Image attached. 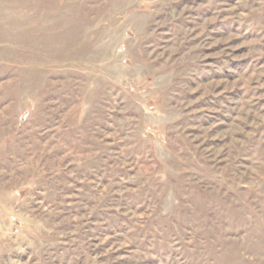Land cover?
I'll list each match as a JSON object with an SVG mask.
<instances>
[{"label":"rangeland","instance_id":"374dc122","mask_svg":"<svg viewBox=\"0 0 264 264\" xmlns=\"http://www.w3.org/2000/svg\"><path fill=\"white\" fill-rule=\"evenodd\" d=\"M0 264H264V0H0Z\"/></svg>","mask_w":264,"mask_h":264}]
</instances>
